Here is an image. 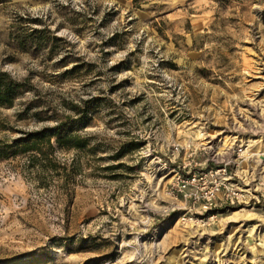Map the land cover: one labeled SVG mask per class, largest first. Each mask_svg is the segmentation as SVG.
Returning <instances> with one entry per match:
<instances>
[{
	"label": "rangeland",
	"instance_id": "374dc122",
	"mask_svg": "<svg viewBox=\"0 0 264 264\" xmlns=\"http://www.w3.org/2000/svg\"><path fill=\"white\" fill-rule=\"evenodd\" d=\"M0 70L33 88L0 138L93 106L86 147L0 158V264H264V197L169 193L189 163L264 179V0H0Z\"/></svg>",
	"mask_w": 264,
	"mask_h": 264
},
{
	"label": "trees",
	"instance_id": "16d2710c",
	"mask_svg": "<svg viewBox=\"0 0 264 264\" xmlns=\"http://www.w3.org/2000/svg\"><path fill=\"white\" fill-rule=\"evenodd\" d=\"M36 21H40V18L37 17ZM50 34L53 33L47 26L35 27L29 32L17 34L15 39L22 50H28L30 47H43L50 38ZM52 38L56 41L62 40L55 34L52 35ZM32 89L29 78L20 80L8 71L0 70V106H13L16 98L32 91ZM92 108L93 106H89L84 109L83 112L85 113L79 118L65 115L52 126L24 131L22 136L16 138H0V158L8 159L21 154H28L32 165L43 166L52 162L51 155L56 145L66 149L86 147V140L73 134L72 127L88 124L89 114L87 112H90Z\"/></svg>",
	"mask_w": 264,
	"mask_h": 264
},
{
	"label": "built area",
	"instance_id": "2783aa9c",
	"mask_svg": "<svg viewBox=\"0 0 264 264\" xmlns=\"http://www.w3.org/2000/svg\"><path fill=\"white\" fill-rule=\"evenodd\" d=\"M183 167L188 170L176 172L169 193L180 195L190 205L189 209L208 213L219 207L245 203L253 198L260 201V197H264V179L257 180L255 176L247 174L243 177L237 170H232L230 162L199 169L194 168L191 163Z\"/></svg>",
	"mask_w": 264,
	"mask_h": 264
}]
</instances>
